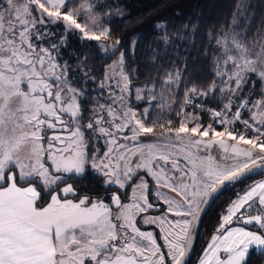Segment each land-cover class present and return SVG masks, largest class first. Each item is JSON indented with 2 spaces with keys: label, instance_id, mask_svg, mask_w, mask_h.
Returning <instances> with one entry per match:
<instances>
[{
  "label": "rangeland",
  "instance_id": "rangeland-1",
  "mask_svg": "<svg viewBox=\"0 0 264 264\" xmlns=\"http://www.w3.org/2000/svg\"><path fill=\"white\" fill-rule=\"evenodd\" d=\"M68 1L0 0V185L8 175H18L23 181L38 180L46 191L56 188L43 208L47 220L41 225L57 236V264L113 258L126 259L121 264H176L206 194L229 176L264 162V36L247 47L230 31L218 40L216 56L219 79L226 85L221 90L231 98L226 113L236 106L233 97L248 74L263 85L260 100L250 108L253 128L241 125L253 136L234 132L245 102L219 130L186 109L193 105L189 95L174 125L168 118L176 103L169 87L173 79L157 99L153 88L129 85L120 61L94 88L92 114L84 119L82 93L60 53L65 37L52 27L63 24L70 30L76 24L88 36L104 35L96 11L108 0H80L75 12L60 13ZM156 101L159 114L149 123ZM140 102L149 105H132ZM87 172L105 188L120 191L104 198L79 196L68 176L82 178ZM233 192L220 208L217 230L203 255L222 241L231 221L245 219L257 229L228 235L240 240L236 244L254 243V233L264 239V177ZM229 263L226 257L222 261Z\"/></svg>",
  "mask_w": 264,
  "mask_h": 264
},
{
  "label": "trees",
  "instance_id": "trees-1",
  "mask_svg": "<svg viewBox=\"0 0 264 264\" xmlns=\"http://www.w3.org/2000/svg\"><path fill=\"white\" fill-rule=\"evenodd\" d=\"M80 5V0H70L60 9V13L75 12ZM96 15L100 18L101 26L107 30L104 35L88 36L76 24L70 30L63 24L52 27V30L59 29V35L65 37L60 53L66 62L67 75L82 93L80 103L84 119L92 114L94 88L105 78L108 67L120 61L129 85L132 88H153L157 99L159 93L166 90L167 81L173 79L174 83L169 87L175 90L176 103L168 118L174 125L189 95L193 105L186 109L199 113L202 123L206 125L210 122L219 130L223 129L222 123L213 113L221 111L225 118L231 119L237 104L245 102L247 107L242 114V122H234V132L253 136L241 128L243 121L251 120L250 108L260 100L263 85L255 74H248L245 84L237 89L233 97L236 106L232 107L230 114L226 113L231 98L221 90L226 85L219 79L216 56L218 40L230 31L247 47L262 40L264 0H132L127 3L108 0L104 8L96 11ZM78 20L81 21V17ZM132 105L142 109L149 103ZM157 109L158 101L152 104L149 123H155L159 114ZM91 154L89 157H92ZM68 177V181L78 187L79 196L87 194L104 198L108 197L109 192L120 191L116 187L105 188L89 172L82 178ZM250 179L234 184L216 200L203 221L190 264H196L203 257L208 240L217 230L220 208L233 197L234 189H240ZM18 184L37 187L41 194V208L49 203L51 193L56 190L53 187L46 191L38 180ZM248 228L257 230L252 225ZM165 254L168 255L167 252ZM243 264H264V252L252 249Z\"/></svg>",
  "mask_w": 264,
  "mask_h": 264
},
{
  "label": "crops",
  "instance_id": "crops-1",
  "mask_svg": "<svg viewBox=\"0 0 264 264\" xmlns=\"http://www.w3.org/2000/svg\"><path fill=\"white\" fill-rule=\"evenodd\" d=\"M30 180L36 179L23 181L18 175H8L7 180L0 185V264H57V236L43 223L41 225V222L47 220L41 215L45 206L39 207L41 194L33 184H18ZM241 221L247 223L245 219ZM236 222L239 221H231L225 226L222 241L203 255L200 264H213V257H217V262L221 264L225 257L229 258V264H243L252 249L264 252V239L255 233V242L252 244H236L240 240L227 239L231 234H249V228L237 225ZM124 260L105 259L98 264H121Z\"/></svg>",
  "mask_w": 264,
  "mask_h": 264
},
{
  "label": "water",
  "instance_id": "water-1",
  "mask_svg": "<svg viewBox=\"0 0 264 264\" xmlns=\"http://www.w3.org/2000/svg\"><path fill=\"white\" fill-rule=\"evenodd\" d=\"M264 175V162L251 165L250 167L239 171L232 176H229L222 182L215 185L205 196L200 208L194 216L188 236L186 239L185 247L181 257L176 264H190L193 260L197 240L200 236L201 228L204 219L209 214L216 200L224 193L229 191L234 184L240 183L250 178H257ZM237 225L249 227L244 222H236Z\"/></svg>",
  "mask_w": 264,
  "mask_h": 264
},
{
  "label": "built area",
  "instance_id": "built-area-1",
  "mask_svg": "<svg viewBox=\"0 0 264 264\" xmlns=\"http://www.w3.org/2000/svg\"><path fill=\"white\" fill-rule=\"evenodd\" d=\"M213 114L215 115V117L217 118V121H218L219 123H223V122H225L226 120L231 121V119H228L227 116H226V118H227V119H226V118L223 116V112H221V111H215ZM243 128H244V129L253 128V122H252L251 120H245V121H243ZM255 128H256V126H255ZM255 130H256V129H255Z\"/></svg>",
  "mask_w": 264,
  "mask_h": 264
}]
</instances>
